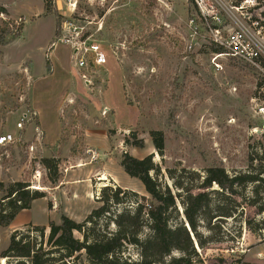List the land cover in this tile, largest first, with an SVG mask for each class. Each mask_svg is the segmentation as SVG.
Segmentation results:
<instances>
[{
	"label": "rangeland",
	"instance_id": "374dc122",
	"mask_svg": "<svg viewBox=\"0 0 264 264\" xmlns=\"http://www.w3.org/2000/svg\"><path fill=\"white\" fill-rule=\"evenodd\" d=\"M237 1L216 0L222 36L236 28L232 19L247 24L229 10ZM161 2L49 0L46 12L42 0H0L7 9L0 20L9 23L0 40V135L15 138L0 148V182L45 194L0 227V264L17 263L1 258L14 231L60 224L62 216L81 223L102 205L103 187L127 194L97 221L101 231H115L109 219L133 211L142 197L149 203L142 184L120 167L124 154L151 157L152 178L176 197L170 227L189 232L183 198L200 192L207 169L220 165L229 177L264 173V79L232 58L215 68L213 43L192 0ZM255 2L249 18L264 25V0ZM68 21L103 47L106 65L77 67L70 45L59 41ZM45 160L52 161L50 171ZM261 177L234 195L215 185L207 190L208 214L190 232L192 264H264ZM222 212L232 217L209 220ZM149 236L143 226L139 239ZM122 255L139 259L132 246ZM180 256L174 251L165 262Z\"/></svg>",
	"mask_w": 264,
	"mask_h": 264
},
{
	"label": "trees",
	"instance_id": "16d2710c",
	"mask_svg": "<svg viewBox=\"0 0 264 264\" xmlns=\"http://www.w3.org/2000/svg\"><path fill=\"white\" fill-rule=\"evenodd\" d=\"M42 1L47 12L49 0ZM242 1L238 0L236 5ZM3 14L7 15V11L0 6V15ZM260 16L264 17V9ZM201 23L205 26L203 21ZM8 26V22L0 20V40L4 39ZM212 52L222 54L224 49L212 44ZM153 145L155 150L162 151L161 138H157ZM135 146L142 147L138 144ZM44 162L49 171L54 168L53 165L51 167L52 161ZM120 167L127 176L137 179L142 184L150 201L145 202V198L142 197L141 200L144 202H138L133 211L125 210L109 219L110 224L115 226V231H101L97 221L107 216L113 205H119L127 192L106 186L101 189L97 199L102 205L92 210L85 221L78 223L62 216L60 224L50 223L47 228L31 226L25 233L16 230L10 236L8 247L2 252L1 258H13L17 261L16 264H192L194 248L190 232H195L203 214H208L206 209L210 199L207 190L215 185L221 193L234 195L239 187L259 184L264 174L248 173L229 177L220 165L207 169L199 188L200 192L197 194L187 192L183 198V217L190 229L189 232L182 226L170 227L169 212L175 209L176 197L169 190L162 191L152 178L151 172H155L157 167L150 156L137 159L124 154ZM27 188L28 185L23 182L7 186L0 182V227L9 226L21 211L29 210L34 201L45 197L44 193L30 192ZM254 193L259 195L258 187ZM130 195L136 196L134 193ZM262 213L264 205L259 207L258 214ZM143 216H146V220ZM218 217L230 218L232 215L222 212V215L217 214L209 220ZM143 226L148 227L150 236L140 240L139 235ZM129 246L138 249V260L123 257L122 253ZM174 251L181 256L165 262V258Z\"/></svg>",
	"mask_w": 264,
	"mask_h": 264
},
{
	"label": "built area",
	"instance_id": "2783aa9c",
	"mask_svg": "<svg viewBox=\"0 0 264 264\" xmlns=\"http://www.w3.org/2000/svg\"><path fill=\"white\" fill-rule=\"evenodd\" d=\"M157 1L163 4L161 0ZM255 1L243 0L240 4L229 8L233 13H240L247 24L232 19L236 28L226 31V35L222 36V22L219 16L221 5L216 0H192L212 43L224 49V53H215L212 56V63L215 68L219 69L218 61L220 59L232 58L244 63L255 71L260 78L264 79V25H261L257 18L252 17L250 19L247 12V8L249 11L255 10ZM242 11L245 13L243 14ZM61 28L63 36L59 38V41L70 45L79 69L88 71L106 65L107 60L103 47L92 39L91 34L83 31L84 27L76 26L68 21L63 23ZM82 78L84 79L85 75ZM23 122L24 118L16 125L18 130H21ZM14 142L15 138L11 134L0 135V148L7 147ZM29 149L33 150L32 147Z\"/></svg>",
	"mask_w": 264,
	"mask_h": 264
},
{
	"label": "bare ground",
	"instance_id": "6f19581e",
	"mask_svg": "<svg viewBox=\"0 0 264 264\" xmlns=\"http://www.w3.org/2000/svg\"><path fill=\"white\" fill-rule=\"evenodd\" d=\"M2 263L4 262V260L1 261Z\"/></svg>",
	"mask_w": 264,
	"mask_h": 264
},
{
	"label": "crops",
	"instance_id": "0c3cea01",
	"mask_svg": "<svg viewBox=\"0 0 264 264\" xmlns=\"http://www.w3.org/2000/svg\"><path fill=\"white\" fill-rule=\"evenodd\" d=\"M7 10V9H6ZM4 134H6V133H4Z\"/></svg>",
	"mask_w": 264,
	"mask_h": 264
}]
</instances>
